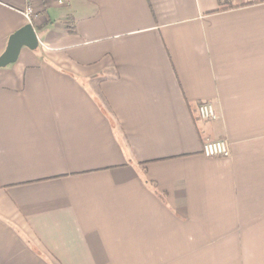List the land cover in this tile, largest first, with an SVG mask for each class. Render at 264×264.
Wrapping results in <instances>:
<instances>
[{
  "label": "crops",
  "instance_id": "crops-1",
  "mask_svg": "<svg viewBox=\"0 0 264 264\" xmlns=\"http://www.w3.org/2000/svg\"><path fill=\"white\" fill-rule=\"evenodd\" d=\"M62 1L0 68V264H264V0Z\"/></svg>",
  "mask_w": 264,
  "mask_h": 264
},
{
  "label": "built area",
  "instance_id": "built-area-1",
  "mask_svg": "<svg viewBox=\"0 0 264 264\" xmlns=\"http://www.w3.org/2000/svg\"><path fill=\"white\" fill-rule=\"evenodd\" d=\"M24 5L19 10L20 15L27 25H32L35 18L34 0H23ZM58 4H63L62 0H57ZM197 117L202 121H213L218 118L213 104L202 102L196 109ZM201 154L206 158H227L230 156V149L225 141H206L201 150Z\"/></svg>",
  "mask_w": 264,
  "mask_h": 264
},
{
  "label": "water",
  "instance_id": "water-1",
  "mask_svg": "<svg viewBox=\"0 0 264 264\" xmlns=\"http://www.w3.org/2000/svg\"><path fill=\"white\" fill-rule=\"evenodd\" d=\"M33 32V28L30 25H26L9 38L7 46H5L6 49L0 56V68L14 63L22 47H26L29 50L36 49L38 42Z\"/></svg>",
  "mask_w": 264,
  "mask_h": 264
}]
</instances>
